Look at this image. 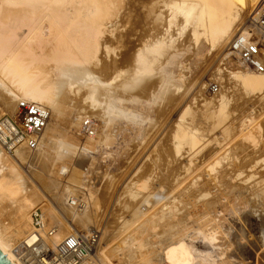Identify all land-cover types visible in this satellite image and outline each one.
<instances>
[{"label":"bare ground","instance_id":"obj_1","mask_svg":"<svg viewBox=\"0 0 264 264\" xmlns=\"http://www.w3.org/2000/svg\"><path fill=\"white\" fill-rule=\"evenodd\" d=\"M260 6H264V0H0L1 112L12 115L18 101L34 102L45 107L49 111V120L41 135L40 146L36 151L29 153L25 150H20L14 155L0 153V212L4 211L6 206H10L9 203L12 204V202L16 203L15 206L17 207L15 211V215L17 216L13 217L15 220H13L14 222L11 221V228H4L7 230L2 228V230H0V251L3 256L12 264H18L13 254V249L19 245H32L37 235L47 237V233L51 230L53 223L55 227H57L59 233H56L54 237L49 236V238H47L49 241L50 238H52L50 242L52 245L60 240V234L65 236L70 234L69 229L72 230V226L68 224L70 222L69 220L74 223L76 222V225L86 230H90L89 228L95 226V222H98L99 219L97 218V220H95L94 214L89 210L91 208L88 209L85 207V210H82L80 204L77 205L76 202H71V204L68 205L65 200L68 193L71 194L73 191L78 192L79 190L76 189H82V187L84 189V186H82L84 184L80 182V180L82 181V179H80L82 175L79 174V169L76 170L75 166H73L74 168H70L71 165L68 166L70 161L67 162V160L71 158L69 154H72V157L73 155L75 156V150L77 149L79 150L78 152L81 150L82 153L86 154L87 161L83 160V158L82 160L88 164L87 174H89L88 176H90V180H92L90 185L94 186L91 187L92 190L88 192L94 196V199L95 196L98 198V195L103 199L108 194L106 189L109 182L103 187L102 192L100 190L101 188H99L100 193L96 194V190H94L96 184H98V177L96 174L98 164L95 157V153L97 152L96 149L98 147H105V150L110 151L115 140H118V136L123 135L122 133H124V131L132 127L136 128L138 137L142 138L144 135L143 132L146 130L143 124L146 121L147 123H151L153 120L155 121L157 119L170 122V126L167 128L169 134L166 132L168 134V140L164 139V141H167L166 148L161 150V152L158 150L159 153L154 156V158H156L153 160L150 158L153 157L152 155L150 156L152 150H149L150 152L149 154L147 153V156L149 155L150 157H148L150 159L148 160L146 157L148 162L140 161L142 165L139 167L143 171L142 177L147 173H151L153 176L163 181V183L167 182V187L162 185L164 189L163 192L161 190L162 186H156L157 189L159 188L158 195H160V198L162 200L167 198L168 202L163 205L161 209H165L166 211L169 205L190 192H192L191 197L199 195L202 189L198 186L202 187L200 184L201 182H196L195 177V180L190 181V179H192L189 175L192 169L191 165L198 159V156H201V158L205 160L219 149H217V146L215 150L211 149L210 142L212 141L206 140L207 136L205 138L206 141H204L201 139V137L204 136L200 137L196 132H193V129V131H188L190 127L188 130L185 128L187 122L186 111L188 110V101L186 100L188 98L184 97L185 91H187L186 89L188 88L185 84L186 77L184 78L181 71L175 75L171 69H169V65L174 64V66H178V61H181V59L178 61L176 60L177 62L175 59L180 55L178 51L183 50V48L179 49L174 45L176 39H173V36L182 38L181 43L184 44L181 45V47H184L187 43L189 46L191 45V47H187V49L184 48V50H186L185 52H187V54L189 53L191 56H195V59L202 56L205 51L208 53L224 51L226 47H228V49L226 48L228 50L226 55H229L231 52L229 50L232 48L236 39L242 42V44L251 43V36L243 29L244 24H242L244 19L247 18L246 14L250 13V15H252L255 12L254 15H252L253 18L250 19L252 21L250 26L253 27L256 35L258 34L256 31L257 17L264 9L261 8L262 10H258ZM262 39L261 43L264 47V36ZM32 40L35 41V45L31 44ZM230 43L232 44L230 45ZM260 52L261 57L258 61L264 66V54L262 55V50ZM221 61L229 62L228 59ZM238 63L237 66L234 64L235 68L227 69V83H223L225 84L223 86V84L219 82V89L211 98L204 96L202 93L199 94V97H202L199 102L202 104L201 106L205 110V114L208 113H206V111L212 109L215 112L218 111L220 116L223 112L224 105L229 106V110L225 111H230V109H232L234 100H247L252 103V106L263 100L259 110L255 111L253 107L250 108L246 118L240 121L239 131L242 134L245 132L243 137L253 139L254 134L252 131L260 133L261 129L264 130V118L261 122L256 123L257 125L255 127L252 125L255 123L256 117L259 116L258 112L263 111L264 113V68L259 72L241 62ZM228 64L229 63H227V65ZM182 65L180 64V66ZM56 72H58L57 76L55 75ZM199 92L200 89L198 90V93ZM199 102L197 103L198 105ZM53 114H58L64 122L62 123L65 124L67 128H64L65 125L64 127H59L53 124L51 121ZM209 114L211 113L207 115ZM89 116L95 119H91ZM178 116L180 120H178ZM201 116L203 117V115ZM217 116L218 114L215 116V119L220 120L221 118ZM222 116H225V114L221 115V117ZM155 117L156 119H153ZM227 118L225 120H227ZM203 119L206 120V118ZM93 120L96 121V124ZM217 120L215 121L217 122ZM84 122L88 124V130L91 131V135H89V132H85L86 127L84 126ZM149 125H147L148 129ZM212 125L213 124H211V126ZM150 126L151 128L153 127L152 125ZM207 126H210V124ZM220 126L221 125H219V127ZM252 126L254 127L253 130ZM151 128L149 130H151ZM156 128L154 129L155 131ZM224 129L225 128H222L218 131L224 133ZM213 130L215 129L213 128ZM226 130L228 131V128L225 129V131ZM204 131L205 130H203L202 133ZM126 133L127 132H125V134ZM199 133L201 134V132ZM241 133L238 134L242 135ZM145 134H147V132H145ZM171 135L176 136L177 147L184 145L188 146V151L190 153L188 157L191 158L186 160L184 164L182 159L175 156L173 148H176V146L170 142L172 140L170 138ZM95 138H99L100 141L98 142L97 140L96 142ZM141 138L139 140L140 142ZM144 138L145 135L143 136V139ZM222 138L220 139L222 140ZM153 139L149 138V140ZM160 139L157 140L156 143L160 141ZM215 140L217 139L215 138ZM133 141L134 140L130 141V143L128 141L127 145L129 144L130 146ZM161 141H163V139ZM214 142L212 144H214ZM159 143L160 142H158V144ZM146 144L148 147L147 142ZM160 144L157 147H159ZM137 145L138 144L133 146L137 148ZM221 145L219 144L218 146L220 147ZM155 149L156 148L153 150L154 153ZM134 150L137 151V149ZM45 151H48L58 159L54 160V158H52L50 154L45 153ZM175 152H178L177 148ZM104 154H106V156L109 155L107 152H104ZM139 154L142 153L139 152ZM129 155H131V153ZM132 155H134V152ZM140 158L139 156V160ZM146 158H144V160H146ZM130 159L127 160L129 161ZM258 159L259 158H254L253 161ZM127 160L124 157H120L116 162L120 170H123L121 177H124L125 180L127 178L130 180V177L133 175L132 173H134L132 165L135 164H128ZM223 160L227 162L225 157H220L216 160L213 159L211 164H207L205 169V171H208V175L206 173H204V175L210 176L211 173L212 175L220 173L219 171H221L222 168L219 170L216 169L217 171L215 173H213V171L219 164H223ZM79 161L76 160L75 162L73 160L71 163L73 164V162H75V165H79V163L82 162ZM66 163L68 165H66ZM136 163L139 162L136 161ZM81 166H83V164ZM223 171L227 173L225 169ZM223 171L221 173H223ZM253 172L255 173V170ZM260 172H262L261 169L257 171V175L261 174ZM224 173L221 174L223 178L225 177ZM218 175L219 174L215 176L217 177ZM218 177H220V175ZM248 177L252 176L248 174ZM211 179L212 178H210L211 182L209 180L207 181L212 183ZM217 179L219 178H216V180ZM161 181L160 183H162ZM260 181L262 182L259 183V186L263 185V188L258 191L259 194L257 197L264 201V177H261ZM103 184L105 183L103 182ZM216 184H218V182ZM87 188H89V186ZM85 193H87L86 190ZM227 194H230V197L233 195L235 198L245 199L244 195L246 192L241 190V187L232 186L229 188V193ZM186 198L187 196L185 199ZM191 199L188 200L192 201L193 199ZM91 201L93 202V200ZM42 202H44V204L41 205ZM143 202L144 205L141 209H143L142 212H146L151 204L147 200ZM39 203L41 205L40 210H42L43 214H40L42 226L40 229H37L33 226L32 214L36 213L35 209ZM183 203L184 202H181V204ZM239 203L237 202L236 205ZM241 203H243L242 200ZM181 206L183 207V205ZM195 206L196 205L193 207ZM217 206L216 204V207ZM139 207L141 206H138V209ZM234 207H230L229 210L233 214H239V216L232 220L230 229L231 227L232 230L234 229L233 232L234 238L237 240L235 241L238 244L237 247H233L232 245H228L230 247H218L221 243H218L217 246L219 240L218 235L221 232H219L220 229L216 231L218 228L216 223L219 224V222L214 223L213 221L215 218H212L211 212H213L215 216L217 213L214 211L215 207H212L210 208V216L212 219L210 217L208 219L206 218L209 214V212L206 211L205 214H207V216L205 218L207 220L204 222L202 221V224H198L202 227H205V225L208 227L211 223L212 226L215 224L217 228L214 229V226H211L212 228L210 229L209 226L208 230L204 231V228H201L200 230L202 231L199 232L197 230H199L200 225L197 224L196 228L198 227V229L195 230V233H198L201 242L200 240L199 242L196 240L197 244H194L190 241L185 245V248L193 255L194 264H264V214H252L250 211H247V209L243 212H238ZM151 208L149 210L154 209ZM56 209L60 210V212H55ZM11 210L12 209H10V211ZM10 211L8 210V212ZM195 211L197 210L195 209ZM4 212H6V209ZM138 213L136 209L133 211L134 216L138 215ZM149 213L151 212H148L147 215H153ZM58 214L59 216H57ZM96 215L97 213L95 216ZM194 215H196V213ZM140 217L141 216H139L138 219ZM142 217H144V215H142ZM153 217H156L155 214ZM138 219L121 220L122 222L119 220L120 223H117L116 226L123 233V231L128 230ZM215 220L220 221V219ZM148 221L146 220L143 225H139V229H144ZM73 222H71V225ZM137 222L139 223V221ZM220 222H222V220ZM155 224L156 223H154V225ZM141 232L142 231H140V234ZM182 234L180 236H183ZM221 234L223 235V233ZM226 235L228 234H225V238L223 237L225 240L227 239ZM128 238L130 240V237ZM128 238L124 239L123 242L121 241V243L124 244L123 246L130 242ZM183 238L184 237H181L179 241L177 240L178 243L185 244ZM219 238L221 239V237ZM228 239L225 243H228ZM238 240H240V242ZM125 248L115 247L111 253L114 252L115 254L120 251V249L125 250ZM132 248L134 247L132 246ZM142 248V245L141 247L138 245V247L134 249L129 248L128 251H132L138 256H136V258H139V261H137L139 263L137 264H153V258L150 259L151 255L150 257L145 256L147 252H143L144 249ZM102 249H104V247ZM111 253L110 255H113V253ZM103 254L104 252L101 254L98 253L100 262L102 264H112V261L110 263L111 259L109 256H105L106 253L104 256ZM126 254H129V252H126ZM120 255L122 256V254ZM94 258L95 257H93L92 264H96ZM113 258H115V255ZM132 258L135 259V257ZM132 258L130 259L131 261ZM166 258V255L161 256V259L157 260L158 262L156 263L165 264V262H167Z\"/></svg>","mask_w":264,"mask_h":264},{"label":"rangeland","instance_id":"obj_2","mask_svg":"<svg viewBox=\"0 0 264 264\" xmlns=\"http://www.w3.org/2000/svg\"><path fill=\"white\" fill-rule=\"evenodd\" d=\"M261 6L258 8V10L261 9V8L262 9L264 8V6L263 7H261ZM254 13L252 15H254ZM252 15H250V13L246 14V17H247L246 19L247 20L244 19V21L242 23V24H244V28L243 29H245L246 32H248L250 34L251 41L258 43L260 41V39H259L260 37H257V35H255L253 27L250 26V23H252V21L250 19L253 18ZM246 26H248L249 28L246 27ZM23 31H24V29H23ZM173 39H176L174 45L177 48H179V49L183 48V50H179L178 51V54L180 53V55H179V57H177V59H175V61L176 60L178 61V60L181 59V61H178V66L179 67L178 66L176 67V66H174V64H172V65H169L170 68L169 67L168 68L171 69V71L175 75H176V73H178L179 71H181V74H183L184 78L186 77L185 78V84H186V87H188V88L186 89L187 91H185L184 97L185 98H188V99H186L188 101L187 109L188 110L190 109V110H189V112H188V110L186 111L188 118L186 117L187 122H186L185 128L188 130V128L190 127L189 128L190 130H188V131H193L194 130L193 132H196V134L200 135V137L201 136H204V137H201V139H203L204 141H206V140L212 141V142H210V144H211L210 147H211L212 150H215L216 149V146H217V149H219V150H216L215 153H212L213 155L211 154L210 157H208L205 160L202 159L201 156H198L197 157L198 159L194 163H192L193 165H191L192 169L190 171L191 174L189 173V175H190V178H192V179H190V178L189 179H190V181H193V180L196 179L195 180L196 182L197 181H198V183L201 182L200 184H201L202 187L198 186L199 188L202 189L200 191L199 195H196V196L191 197L192 192H190L188 194H185V195H183L184 197L182 196L181 199H179L178 201L173 202L171 205H169L168 208H166V211H165V209H161V208L163 207V205H165V204L168 203L167 202V198L166 199H163V200L160 198V195H158V189L159 188L157 189V187L162 186V185H164V186L167 187V185H166L167 182H164L163 183V181H161L160 179L156 178V176H153L151 173H147L144 177H142L143 171L139 167L142 165V163H141L142 161L143 162H148L147 161V158H148V160L150 158L152 160L155 159L156 157L154 158V156L159 153L158 150H160V152H161V150H163V149L166 148L167 141H164V139L165 140H168L167 137H168V134L169 133L167 132V128H169V126H170L169 123L170 122H168L166 120H164V121L163 120L162 121L161 120H157L156 117H155V118H153V119H156L155 121L153 120L155 127L153 125V121L151 123H147V121H146L143 124L144 128H146V130L144 129L145 131L143 133L145 135V138L147 136V138L146 139L144 138V139L148 143V147H147V144H146L145 140L143 139V136L144 135L142 136V138L140 137L141 138V142H140L139 141L140 138L138 137V132L136 131V128L132 127V128H129L128 130L124 131V133H122L123 135L118 136L119 137V138H117L118 140H115V143L116 144L114 143V145L111 146V150L110 151L105 150L104 149L105 147L104 148L98 147L96 149L97 152L95 153V157L97 159V164H98L97 165V170H96L97 171L96 174H97V177H98V180H97L98 181V184H96L94 190H96V194L97 193H100L99 192L100 190L102 192L103 191V187L107 184V182H109L108 187L106 189V192L108 193L106 197H108V198L104 197L106 199H104V198L101 199V197L98 195V198L100 197L99 199L97 198V196H95V199L98 200L97 201V200L94 199V196L91 195V193L88 192L89 190H92L91 187H94V186L93 185H90V183H92V180H90L91 178H90V176H88L89 174H87L88 164L85 163V161H87L86 160L87 159L86 154L85 153H82L81 150H80V152H78L79 151L78 149L75 150L76 151V154H75V156L73 155L74 158L72 157V154H69V156H71V158L69 160H67V162L70 161L69 162L70 164L68 165L66 163V165H68V166L71 165L70 168L73 167V166H75V169L76 170L79 169L78 172L80 171L79 174L82 175V176H80L81 177L80 179H82V181H83L82 182L80 180V182L82 184H84V185H82V186H84V189H83V187H82V189H76L75 188L76 190H79V191L78 192L73 191V192H71V194L68 193L66 195L65 200H66V202H67L68 205L71 204V202L72 203L73 202H76L77 205L80 204V208H82V210L83 209L85 210V207L88 208V209L91 208L89 210L92 212V214H94L93 216H94L95 220H97V218L99 220H98V222L97 221L96 222L94 221L95 222V224H94L95 226H93L92 228H89L90 230H86L85 228H83V227H81L79 225H76L77 224L76 222L74 223L73 221L69 220L70 222L68 224L70 226H72L71 227L72 230L69 229L70 234L68 236L74 235L77 232H80V233H83L84 236H87L88 237V235L90 234V232H92V231L97 232L99 234V242H98V245H97L98 249H97V251L95 253V258H94L96 264H102L100 262V260H99L98 253L101 254L103 252H104V254L106 253L105 256H109V258L111 259V260L109 259L110 260V263L112 261V264H119V263L120 264H123V263L124 264H137V263H139V262H137V261H139V258H136L137 255L134 252H132V251H128V249L129 248L134 249V248L138 247V245L140 247L142 245V247H143L142 249H144V251L142 250L143 252H147L148 253L149 250H150V252L148 254L147 253L145 254L143 252L142 253L145 254V256H149V257L151 255L150 259L153 258V260H152L153 261V264H158V263H156V262H158L157 260H160L161 259V256H164V255H166V257L169 259L168 260L166 258V261L167 262H165V264H171V263L172 264H184V263L185 264H194L195 262L193 260V255L189 253V251L185 248V245H187L190 241L193 242L194 244H197V241L199 242V240H200L199 235H198V233H195L196 232L195 230L198 229V227L196 228V225L198 223H201L202 224L209 217L211 218V216H210L211 214H212V218H215L217 220L220 219V221L222 220V222H220L219 220L216 221L215 219L213 220L214 223L219 222V224L216 223V225H217L218 228L215 226V224L213 225L214 227L212 226L211 223L209 224L210 229L212 227L214 229L217 228L216 231H218L219 229L221 230V228H222V230L221 231L219 230V232L223 233V235L221 233H219V235H218V239L219 240L217 242V246H218V243L219 244L221 243L222 245L220 244L218 247H222L223 248V246L224 247L225 246L227 247L228 245H232L233 247H237L238 244H237V242H235L237 240H235V238H234V232H233L234 229L232 230V227L230 229V226H231L232 220H234V218L236 219L239 216V214H233L229 210V208L232 207V206L233 207L235 206L234 208L237 209L238 212H243L244 210L247 209V211H250L252 214H255V213H257L256 215H258V214H264V201H262L261 199H259L257 197V195L259 194L258 191L262 190V188H263V185H260L259 186V183L262 182V181H260V178L261 177L262 178L264 177V169H263L264 168V130L261 129L260 133H258V132L255 133L254 131H252L253 134H254L253 135V139H247V138L243 137V134L245 132H243V134H242L239 131L240 130V127H239L240 121L241 120H244L246 118V116L249 114V109L253 107L255 111L259 110L260 109V106H261V104L263 102V100L260 101V102H258V103H256V104H254L253 106H252V103L249 102V101H247V100L246 101H241V100H237L236 101V100H234V106L232 107V109H230V111H225V110H229V106L228 105H224L223 106V110H222L223 112H222V114H220V116H219V113H218L217 110H216L217 112H215L212 109L206 111V113L207 112L208 113H211V114H209L210 116L207 115L208 113L205 114V110L201 106L202 104L199 102L202 99V97H199V94L202 93V94H204V96H208L209 98H211V96L214 93H211L209 91V85L216 84V86L219 89V84L220 83H222V84L223 83H227L226 71H227V69L229 70L230 68L231 69L235 68V65L237 66V64H239L238 63L239 61L237 60V56L234 55V54H232L231 52L229 53V55H226L228 53V50H227L228 47H226L227 49L225 48L224 51L223 50L222 51H216V52L214 51V52H209V53L205 51V52H203L202 56H199V57H197L195 59V56H191L189 53L187 54V52H185L186 50H184V48L187 49V47H191V45L189 46V44L187 43V44H185L184 47H181V45L184 44V43H181V39L182 38H179L178 36H173ZM31 44L32 45H35V41L32 40L31 41ZM231 44L232 43H230V45ZM230 45H229V48H230ZM229 51H231V49ZM263 54H264V49H263ZM225 56H227V57H225ZM225 59H228L229 62H226L225 61L226 62L225 63V62L221 61V60H225ZM227 63H229V64H231L233 66H231L229 64L227 65ZM180 64L181 65L183 64V65L180 66ZM228 66H229V68H228ZM185 69H186V71H185ZM176 70H177V72H176ZM55 75L57 76L58 75V72H56ZM224 85L225 84H223V86ZM199 89H200V92L198 93V90ZM188 90H189V92H188ZM198 102H199V105L197 104ZM214 112H215V114L213 115ZM216 113L218 114V116H217L218 118L219 117L221 119L223 117L224 118L222 120L221 119L220 120L219 119L218 120L215 119V116L217 115ZM224 114H225V116H222L221 117V115H224ZM258 114H259V116L256 117L257 119H256L255 123L252 124L254 127L257 125L256 123L261 122L262 119L264 118L263 111H259ZM190 115H191V117H190ZM201 115H203V117ZM60 118L61 117L58 114H53V118L51 119V121H52L53 124H55V125H57L59 127H64L65 124H63L64 122H63L62 118L61 119ZM89 118H91V117L89 116ZM189 118H190V120H189ZM203 118H206V120H204ZM226 118H227V120H225ZM93 119H95V118H93ZM178 120H180L179 116H178ZM215 120H217L218 123ZM93 121L96 124V121L95 120H93ZM156 121H157V123H156ZM221 121H223V122H221ZM58 122H59V124H58ZM84 123H86V122H84ZM159 123H160V125H159ZM216 123H217V125H216L217 128L215 126ZM149 124L152 125L154 128L153 127L151 128V126ZM187 124H189V125H187ZM209 124H210V126H207ZM211 124H213L212 126H215V127H212ZM223 124H224V126H223ZM147 125H149L148 127H149V129L151 128V130H149L147 128ZM162 125H164V126H162ZM219 125H221L222 128H225V129L228 128V131L226 130L227 131L226 132L225 129H224V133L221 132L222 133L221 134L220 131H218V130L222 129L221 126L219 127ZM209 127H212V128H209ZM254 127L252 128V130L254 129ZM64 128H67L66 125H65ZM155 128H156V131L154 130ZM213 128L215 130H213ZM147 129L149 130L150 133L148 132ZM197 130H199V131H197ZM201 130L202 131L205 130V131L202 133ZM132 131H133L134 134L132 133ZM211 131H213V132H211ZM125 132H127V133L125 134ZM145 132H147V134H145ZM152 132H153V135H152ZM199 132H201V134ZM154 133H155V135H154ZM212 133L213 134L216 133V134L213 135ZM219 133L222 135L223 138L221 137V135ZM238 133L239 134L241 133L242 135H239ZM131 135H132V138H131ZM128 136H130V137H128ZM206 136H207V138H206ZM148 137L150 139H153L154 138L155 140L154 139L153 140H149ZM175 137H176L175 135H171L170 138L173 141L171 140L170 142H171V144H174L176 146L177 150H178V152H175L176 151V148H173L174 149L175 156L177 158L182 159L183 161L182 160L181 161L184 164V162L186 160H189V158H191V157H188L189 154H190L189 151H188V146H185L184 145V146H178L177 147V143H176V138ZM210 137H211V139H210ZM212 137H213L214 141H216V142L213 141ZM160 138L163 139L165 145L163 144V141H161L162 139H160ZM205 138H206V140H205ZM215 138L217 140H215ZM220 138H222V140ZM224 138H226V139H224ZM159 139H160V141H158V142H160L161 144L159 143L160 146L157 147L159 144H158V142L156 143V141L159 140ZM97 140H98V142L100 141L99 138H95V141L96 142H97ZM132 140H134L133 141L134 143L132 142L130 144V146H129V144L127 145L128 141L130 143V141H132ZM136 141H138V142H136ZM122 142H123V144H122ZM213 142H214V144H212ZM218 142H219L220 145L222 144L220 147L218 146L219 145ZM208 143H209V141H208ZM136 144H138L137 145L138 146L137 148H135L133 146V145L136 146ZM141 145H143V146H141ZM132 146H133V148H132ZM139 146H141V147H139ZM152 146H153V148H152ZM127 147H128V149H127ZM160 147H162V148H160ZM154 148H156L155 149V153L153 152ZM74 149H76V148H74ZM134 149H137V151L134 150ZM143 149L146 150V151H144ZM185 149H187V150H185ZM131 150H134V151H131ZM149 150L150 151L152 150V153H150V156L152 155L153 157H150L148 155L150 157L149 158L147 156V153L149 154V152H150ZM101 151H102L103 154L101 153ZM125 151H127V152H125ZM143 151H144V155H143ZM104 152L105 153L107 152L109 155L106 156V154H104ZM133 152H134V155H132ZM139 152L142 153V154H139ZM45 153L50 154L48 151H45ZM130 153H131V155H129ZM138 154H139V156L142 159L140 158V160H139ZM182 154H184V155H182ZM80 155H82V156H80ZM185 155H186L187 158L185 157ZM122 156L126 160L131 158L129 161L127 160L128 161V164H135V165H132V167L134 168V170H133L134 173H132L133 175L131 174L132 176L130 175L131 176L130 177V180H128L129 178H127L125 180L124 177H123L124 178V180H123V178L121 177L123 170L122 169H121L122 171L120 170V167L118 166V163L116 162V160L117 159H120V157L123 158ZM137 156H138V158H137ZM51 157L54 158V160L55 159H58L54 155H51ZM220 157H225L227 162H224V160H223V164L222 163H221V165L219 164V166H217L215 168V170L213 171V173H215L217 170H219V169L222 168L223 170L225 169V171H227V173H229V174L224 173V171L221 169V171H219V172L221 173L223 171L224 176H225L224 178L221 177V176H223V175H221L223 173H221V174L220 173L213 174L215 178L213 177L212 173H211L212 176L210 175L211 177L210 176H207L208 175V171L207 170L205 171V169L207 167V164H209V163L211 164V162L213 161V159L216 160V159H219ZM75 158L78 161L79 160L82 161V162L79 161L80 162L79 163L80 167H79V165H75L74 164L76 162ZM82 158L85 161H83ZM144 158H146V160H144ZM254 158H259V159L253 161ZM72 159L75 161V162H73L74 165L71 163L73 161ZM134 159H135V161H134ZM136 161L139 162V163H136ZM82 164H83V166H81ZM143 164H145V163H143ZM223 165H224V167H223ZM136 169L138 170V173H137V170ZM259 169H261L262 172H260L261 174H258L257 175V171H259ZM254 170H255V173L253 172ZM233 171H234V173H233ZM235 171H237V172H235ZM204 173H206L207 175L206 174L204 175ZM217 174H219L220 177L223 178V179H221L220 177H218L219 175L216 177L215 175H217ZM248 174H249V176H252V177H248ZM202 175H203V177H202ZM194 177H195V179H194ZM209 177L212 178L211 179L212 180V183H209V181H210V178ZM213 178H214V181H213ZM216 178H219V179H217L218 181L216 180ZM227 179H228V181H227ZM207 180H209V181H207ZM215 180H216V182H215ZM160 181L162 183H160ZM222 181H224V182H222ZM103 182L105 184H103ZM217 182H218V184H216ZM88 183H89V185H88ZM158 183H160L161 185L158 184ZM200 184H198V185H200ZM208 184H209V186H208ZM235 184H237V185H235ZM87 185L89 186V188H87L88 187ZM205 185H207V186H205ZM232 186H238L239 188L241 187V190H243L244 192H246V194L244 195L245 196V199H238L237 197L236 198L233 197V195L230 197L229 196L230 194H227V193H229V188H231ZM99 188H101V189L99 190ZM81 190H83V191H81ZM85 190H86V192L88 194L85 193ZM161 190H162V192L164 191L163 186L161 187ZM211 194H213V195H211ZM90 196H92V197H90ZM186 196H187V198L185 199ZM219 196H221L222 198L219 197ZM225 197H226V199H225ZM140 199H142V200H140ZM188 199L189 200L191 199L193 202L192 201H189ZM91 200H93V202ZM101 200H104V201H101ZM144 200L149 201V203L151 204V206L149 207V209L151 207H152L151 209L154 208L153 210H149L148 209L147 211L148 212H151V213H149L151 215L152 214L153 215L155 214V216H156L155 218L153 217V215L152 216L147 215V213H148L147 211L146 212H142L143 209H141V208H143V205H144V202L143 201ZM241 200H242L243 203H241ZM95 201L97 202V204H96ZM169 202H172V201H169ZM181 202H184V203L181 204ZM219 202H220V204H219ZM237 202L238 203L240 202L238 204L239 206L236 205ZM208 203H210V204H208ZM9 204H10L11 207L12 206L14 207L16 205V203H14V202H12L13 205L11 203H9ZM42 204H44V202H42L41 205ZM91 204H92V206H91ZM216 204L218 205L217 207H216ZM41 205H40V203L37 204V208L35 209V212L38 211L42 215L43 212H42V210H40V206ZM153 205H155V206H153ZM181 205H183V207ZM194 205H196V206L193 207ZM10 206L9 205L6 206V208H5L6 209V212H4L5 209H4V211L0 212V214H1L0 215V230H2V228L3 229L4 228H7V229L11 228V226H12L11 225V221L14 222L13 220H15V219L13 217H16L17 216V215H15L16 214L15 211H16L17 207L15 206L14 209H13V207L11 208ZM93 206H96V207H93ZM138 206H141V207H139V209H138ZM197 207H199V208H197ZM212 207H215L214 208L215 209L214 211H216V213H217L216 216L213 214V212H211V214H210V208H212ZM190 208H193V209H190ZM194 208L197 211H195ZM10 209H12V210L10 211ZM58 209H56L55 212H58V211L60 212V210H58ZM135 209H136V211L139 212L138 215L141 216L139 218L140 220L138 219V217H139L138 215H136V216L133 215V211H135ZM198 209H200V210H198ZM217 209H218L219 212L217 211ZM8 210L10 212H8ZM95 211H97V212H95ZM206 211L209 212L208 216H207V214H205ZM3 213H4V215H3ZM8 213L9 214H12V215H9ZM96 213H97L98 217H97V215L95 216ZM163 213H164V215H163ZM195 213H196V215H194ZM142 215H144V217H142ZM218 215H220V216H218ZM57 216H59V214ZM146 216L147 217L149 216L148 219H147ZM143 218H145V219H143ZM63 219H66V218H63ZM129 219L130 220L131 219H138L137 221H139V223L136 221L128 230H125L122 233V231H120L117 228L116 225H117V223H120L121 220L123 221V220H129ZM155 219H157V220H155ZM197 219H198V221H197ZM146 220L147 221L149 220V221L146 222L147 225L144 227V229L143 228L142 229H139V225L140 226L143 225ZM66 221H68V220H66ZM71 222H73L72 225H71ZM154 223H156V224L154 225ZM186 224H188V225H186ZM152 225H153V227H152ZM198 225H200V224H198ZM8 226H10V227H8ZM207 226H208V224H207ZM209 226L206 227V225H205V227L204 226L202 227L200 225L199 230H197V231H199V232L202 231V230H200L201 228L202 229L204 228L203 230L206 231V230H208ZM220 226H221V228H220ZM224 226H225V228H224ZM51 227H52L51 230L53 229V232H54L52 234L53 236H51V237H54L56 235V233H59V231H58L57 227H55L54 223L52 224ZM191 228H194V229H191ZM7 229H4V230H7ZM174 229H176V230H174ZM51 230H49V231H51ZM223 230H224L225 233L223 232ZM140 231H142L141 234H140ZM181 234L183 236H180ZM194 234H195L196 237L194 236ZM225 234H228V235H226V238L227 239L229 238L228 239V243H225V241L227 240V239L226 240L224 239L225 238L224 237ZM220 235H222V236H220ZM59 236H60V240L57 243H53V245H52V243L50 244L52 238H50V241L48 240L50 246L53 247V246L57 245L64 238L67 237V236H65L63 234H60ZM128 237H130V240H129ZM181 237H184L183 238V242L185 244L178 243V241H179V239ZM219 237H221V239ZM127 238H128V240L130 242H128L127 245L123 246L124 244H122L121 241L123 242L124 239H127ZM233 238H234V240H233ZM132 240H134V241H132ZM229 241H230V243H229ZM238 241L240 242V240H238ZM200 242H201V240H200ZM139 243H141V244H139ZM121 246L124 247V248L126 247L125 250L124 249H120V251H118L117 253L114 254V252H112L113 255H110L111 251L114 250L115 247L122 248ZM132 246L134 248H132ZM103 247H104V249H102ZM228 247H230V246H228ZM228 249H231V248H228ZM107 250L109 251V253H108ZM123 251H125V252H123ZM126 252L127 253L129 252V254L132 255V256H130L129 254H126ZM119 253L122 254V256ZM104 254H103V256H104ZM114 255H115V258H113ZM119 255L123 259L120 258ZM126 255H127L128 258L126 257ZM116 256H117V258L118 257L119 258L117 259ZM132 257H135V259H133ZM106 258H108V257H106ZM131 258H132V261L130 260ZM126 260L128 261V263H127ZM118 261H119V263H118Z\"/></svg>","mask_w":264,"mask_h":264},{"label":"built area","instance_id":"obj_3","mask_svg":"<svg viewBox=\"0 0 264 264\" xmlns=\"http://www.w3.org/2000/svg\"><path fill=\"white\" fill-rule=\"evenodd\" d=\"M257 37L260 41L242 44L237 39L232 45L231 53L237 56V60L250 68L261 72L262 46L264 36V10L257 17ZM259 31V32H258ZM255 35L256 32L254 31ZM262 36V37H261ZM263 55V52H262ZM218 90L216 84L209 85V91L215 93ZM49 111L34 102L18 101L12 115L2 113L0 109V153L14 155L17 151L25 150L29 153L36 151L40 146V138L47 126ZM85 132H89L88 124L84 123ZM33 226L40 229L42 226L40 213L32 214ZM53 230L47 237L37 235L36 240L30 246L19 245L13 249V254L18 264H92L93 257L98 249L99 234L95 231L87 236L77 232L67 236L55 246H50L47 238L52 236Z\"/></svg>","mask_w":264,"mask_h":264},{"label":"water","instance_id":"obj_4","mask_svg":"<svg viewBox=\"0 0 264 264\" xmlns=\"http://www.w3.org/2000/svg\"><path fill=\"white\" fill-rule=\"evenodd\" d=\"M0 264H12L11 262H9L6 257L3 256V254L0 251Z\"/></svg>","mask_w":264,"mask_h":264}]
</instances>
